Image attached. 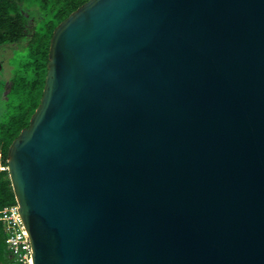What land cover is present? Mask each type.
<instances>
[{
    "label": "water",
    "instance_id": "95a60500",
    "mask_svg": "<svg viewBox=\"0 0 264 264\" xmlns=\"http://www.w3.org/2000/svg\"><path fill=\"white\" fill-rule=\"evenodd\" d=\"M8 172L29 264H264V0L85 3Z\"/></svg>",
    "mask_w": 264,
    "mask_h": 264
},
{
    "label": "trees",
    "instance_id": "16d2710c",
    "mask_svg": "<svg viewBox=\"0 0 264 264\" xmlns=\"http://www.w3.org/2000/svg\"><path fill=\"white\" fill-rule=\"evenodd\" d=\"M88 1L0 0V49L12 48L17 56L11 77L1 84L0 211L17 203L8 172V153L41 103L53 33ZM7 237L0 223V264H23L10 252Z\"/></svg>",
    "mask_w": 264,
    "mask_h": 264
},
{
    "label": "built area",
    "instance_id": "2783aa9c",
    "mask_svg": "<svg viewBox=\"0 0 264 264\" xmlns=\"http://www.w3.org/2000/svg\"><path fill=\"white\" fill-rule=\"evenodd\" d=\"M18 209L20 207L16 203L0 211V223L7 233V244L12 255L23 264H29L32 254L31 242Z\"/></svg>",
    "mask_w": 264,
    "mask_h": 264
},
{
    "label": "rangeland",
    "instance_id": "374dc122",
    "mask_svg": "<svg viewBox=\"0 0 264 264\" xmlns=\"http://www.w3.org/2000/svg\"><path fill=\"white\" fill-rule=\"evenodd\" d=\"M14 54L15 52L12 50V48L6 47V48L0 49V61L3 64L2 65L0 62V65L3 66V70L2 68L0 70V110H2L1 84L7 81V79L11 77L13 67L15 63L17 62L15 60L17 56H15ZM9 86H10L9 82L6 83L4 94L8 92Z\"/></svg>",
    "mask_w": 264,
    "mask_h": 264
}]
</instances>
